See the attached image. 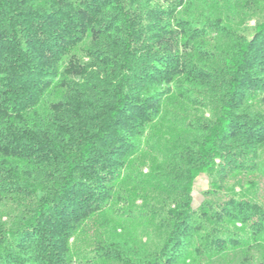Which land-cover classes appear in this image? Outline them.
<instances>
[{
    "label": "trees",
    "instance_id": "1",
    "mask_svg": "<svg viewBox=\"0 0 264 264\" xmlns=\"http://www.w3.org/2000/svg\"><path fill=\"white\" fill-rule=\"evenodd\" d=\"M0 264H264V0H0Z\"/></svg>",
    "mask_w": 264,
    "mask_h": 264
},
{
    "label": "rangeland",
    "instance_id": "2",
    "mask_svg": "<svg viewBox=\"0 0 264 264\" xmlns=\"http://www.w3.org/2000/svg\"><path fill=\"white\" fill-rule=\"evenodd\" d=\"M208 187V180L205 176H202L200 178H198L196 185H195V192H194V204L198 205L200 204L201 200H202V192L207 189Z\"/></svg>",
    "mask_w": 264,
    "mask_h": 264
}]
</instances>
